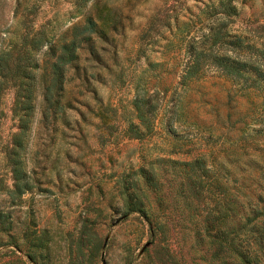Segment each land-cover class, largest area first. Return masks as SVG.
Wrapping results in <instances>:
<instances>
[{"label":"rangeland","instance_id":"rangeland-1","mask_svg":"<svg viewBox=\"0 0 264 264\" xmlns=\"http://www.w3.org/2000/svg\"><path fill=\"white\" fill-rule=\"evenodd\" d=\"M216 1L0 0V49L37 26L53 40L68 37L73 26L87 37L72 63L77 71L70 67L66 75L63 94L71 103L64 111L66 122L40 120V96L35 97L20 153L34 180L21 192L13 187L4 158L15 129L11 89L4 90L0 103L4 226L8 222L6 232L14 235L44 228L47 264L81 257L74 238L83 221H92L102 238L103 261L97 264H232L223 251L213 255L203 227L216 216V195L232 199L234 214L226 218L246 221L248 227L264 220V78L257 77V87H243L250 78L233 82L208 68L178 82L185 40L205 28L207 18L200 11ZM230 3L235 14L228 17V30L251 45L250 60L264 69V56L254 59L255 49L264 48V0ZM87 17L94 20L93 29ZM163 19L168 22L161 24ZM136 79L138 89L152 92L157 103L152 130L142 137L119 131L134 120L130 100ZM76 108L85 114L79 123ZM97 111L107 115L108 130L92 116ZM196 157L200 165L182 164ZM190 187L201 193L192 195ZM124 198L134 209L125 210ZM243 232L235 237L241 249L253 237ZM5 249L0 245V257ZM254 255L251 250L246 254L249 264H264Z\"/></svg>","mask_w":264,"mask_h":264},{"label":"trees","instance_id":"trees-1","mask_svg":"<svg viewBox=\"0 0 264 264\" xmlns=\"http://www.w3.org/2000/svg\"><path fill=\"white\" fill-rule=\"evenodd\" d=\"M208 7L210 9L217 7L219 11L215 14ZM200 13L207 18L205 28L196 34L189 35L185 40L183 48L186 59L178 74V82L183 84L186 80L203 73L205 69L214 68L233 82L239 79L245 82L247 78H250L243 87H257V77L264 78V69L259 64H254L252 59L250 60L251 55L248 54L247 49H250L251 45L243 43L228 30V17L235 14L230 0H217L215 5H204ZM167 22L163 19L161 24ZM86 24L93 29L94 20L87 17ZM85 27L86 25L84 29ZM74 28L75 26L72 27L73 31L68 37L55 40L52 36H48L43 26H37L33 30L26 28L16 39L10 40L8 45L0 49V103L4 90L11 89L13 93L9 109L15 127L9 133L4 158L11 173L13 187L20 192L29 188L34 180L30 179L20 153L32 121L36 95L40 96V120L46 124H53L57 118L61 119V123L66 122L67 119L64 111L66 107L71 106V103L63 94L66 75L70 67L77 71V66L72 63L82 41L87 39L86 36H81L83 30L76 32ZM255 52L254 59L264 56V48L257 47ZM247 74H254V76L248 77ZM138 80L136 79V84L134 83L135 91L130 100L134 120L130 119L124 128L119 129L121 134L130 137H142L152 130L157 105L152 92L146 88L138 89ZM80 83L88 86L89 81L81 79ZM91 88L95 91L93 87ZM84 106L90 109L88 102H85ZM84 116V112L77 109L75 122L84 121ZM92 116L96 118L98 116V120H102L105 130L110 128L108 122L104 120L107 115H101L97 111L93 112ZM112 118H115V115ZM182 164L197 166L200 165V160L196 157ZM185 176L187 178V175ZM197 178H199L198 185L202 186L201 178ZM217 186L219 185L215 184V187ZM206 190L209 189L206 188ZM190 192L195 196L199 195L201 190L190 187ZM127 200L124 198L125 210L134 209L130 205L132 202ZM231 203L232 199L226 193L216 195L213 200L216 216L213 221L206 220L203 224L208 248L213 249V255H216V251L227 253L232 258V264H249L250 261L246 256L249 250L254 251V259L257 262L260 260L264 262V220L248 227L246 221L239 224L226 218L229 214H234ZM92 224V221L90 223L83 221L79 226L74 238V248L81 257H76V261L69 264H97L98 261H103L102 238L96 233ZM9 228L8 222L6 227L4 226V218L0 211V230H5V239H0V245L6 247L0 257V264H26L21 256L16 254L17 251L35 264H47L49 247L44 228L35 229L29 235L20 233L21 241H17L20 235L6 232ZM242 230L253 235L251 240L245 238V249H241V243H237L235 238ZM252 245L255 247L252 248Z\"/></svg>","mask_w":264,"mask_h":264}]
</instances>
